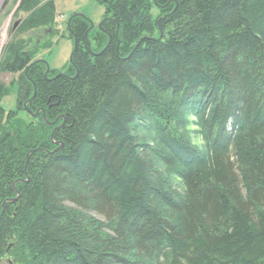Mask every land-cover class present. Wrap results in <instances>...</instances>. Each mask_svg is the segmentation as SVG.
Instances as JSON below:
<instances>
[{"label": "trees", "instance_id": "obj_1", "mask_svg": "<svg viewBox=\"0 0 264 264\" xmlns=\"http://www.w3.org/2000/svg\"><path fill=\"white\" fill-rule=\"evenodd\" d=\"M96 1L63 72L2 59L0 264H264V0Z\"/></svg>", "mask_w": 264, "mask_h": 264}, {"label": "rangeland", "instance_id": "obj_2", "mask_svg": "<svg viewBox=\"0 0 264 264\" xmlns=\"http://www.w3.org/2000/svg\"><path fill=\"white\" fill-rule=\"evenodd\" d=\"M27 1L29 0H0V90H6V95L1 102L6 112L16 109L18 84L23 74L1 68L2 59L11 43L18 40L24 41L26 48L34 54V60L43 61L49 65L50 69L63 72L69 65L74 50V39L68 30L70 19L79 14L86 16L96 29L104 20L105 8L96 0H52L56 6L54 24L22 31V22L29 16V12L25 9ZM31 1L37 3L35 7H39L51 0ZM164 14L160 15L159 7H152L151 15L157 22L163 20L166 16ZM162 26L163 21L160 28ZM27 105L26 103L24 106L27 107ZM19 116L25 120L31 118V115L24 110L19 113Z\"/></svg>", "mask_w": 264, "mask_h": 264}, {"label": "water", "instance_id": "obj_3", "mask_svg": "<svg viewBox=\"0 0 264 264\" xmlns=\"http://www.w3.org/2000/svg\"><path fill=\"white\" fill-rule=\"evenodd\" d=\"M80 15V14H79ZM82 18H84V19H86L89 23H90V27H89V29H88V31H87V33L86 34H88V32L90 31V30H92V29H94V27H95V25L90 21V19H88L86 16H83V15H80ZM71 20V19H70ZM103 21L104 20H102V22L99 24V26H98V28H101V25H102V23H103ZM161 24H162V20H159V25L161 26ZM111 37H110V41H109V43L111 42ZM76 48H77V39H76V41H75V50H76ZM74 50V51H75ZM49 70H50V67H49V65L47 64V71H46V74H48V72H49ZM34 96H35V94H34ZM33 96V97H34Z\"/></svg>", "mask_w": 264, "mask_h": 264}, {"label": "bare ground", "instance_id": "obj_4", "mask_svg": "<svg viewBox=\"0 0 264 264\" xmlns=\"http://www.w3.org/2000/svg\"><path fill=\"white\" fill-rule=\"evenodd\" d=\"M159 23V22H158ZM75 41H76V38L74 37V49H75ZM78 42V41H77ZM46 64V63H45ZM47 66V65H46Z\"/></svg>", "mask_w": 264, "mask_h": 264}, {"label": "flooded vegetation", "instance_id": "obj_5", "mask_svg": "<svg viewBox=\"0 0 264 264\" xmlns=\"http://www.w3.org/2000/svg\"><path fill=\"white\" fill-rule=\"evenodd\" d=\"M166 14H168V13H166ZM166 14H164V15H166Z\"/></svg>", "mask_w": 264, "mask_h": 264}]
</instances>
